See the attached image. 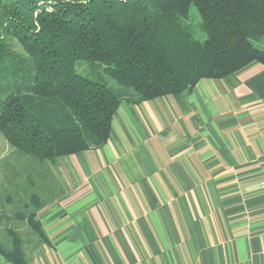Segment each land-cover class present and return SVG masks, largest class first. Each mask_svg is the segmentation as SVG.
Listing matches in <instances>:
<instances>
[{
	"label": "crops",
	"instance_id": "0c3cea01",
	"mask_svg": "<svg viewBox=\"0 0 264 264\" xmlns=\"http://www.w3.org/2000/svg\"><path fill=\"white\" fill-rule=\"evenodd\" d=\"M48 170L28 264H264V66L127 97L103 145Z\"/></svg>",
	"mask_w": 264,
	"mask_h": 264
},
{
	"label": "trees",
	"instance_id": "16d2710c",
	"mask_svg": "<svg viewBox=\"0 0 264 264\" xmlns=\"http://www.w3.org/2000/svg\"><path fill=\"white\" fill-rule=\"evenodd\" d=\"M82 62L120 88L81 76ZM253 63L264 66V0H0V133L29 158L5 197L0 255L28 264L19 228L44 242L48 166L103 145L123 99L189 92Z\"/></svg>",
	"mask_w": 264,
	"mask_h": 264
},
{
	"label": "rangeland",
	"instance_id": "374dc122",
	"mask_svg": "<svg viewBox=\"0 0 264 264\" xmlns=\"http://www.w3.org/2000/svg\"><path fill=\"white\" fill-rule=\"evenodd\" d=\"M191 25L194 28V32L197 34V38L200 41L205 39L203 33H201L199 19L196 14L195 9H191ZM21 52V51H20ZM102 65L99 64H86L84 62L80 63L78 67H76V72L81 76L90 79V80H99L105 82L109 87H111L114 91H116L119 86H117L111 79H109L102 72ZM27 156L18 154L16 150L9 146L3 135L0 133V215H4L11 212V207L5 204V197L7 195H11L12 197L15 195L13 193L12 188L10 187V181L16 179L18 173L22 170L21 167L22 162L26 163ZM21 167V168H20ZM4 222H1V225L5 227Z\"/></svg>",
	"mask_w": 264,
	"mask_h": 264
},
{
	"label": "built area",
	"instance_id": "2783aa9c",
	"mask_svg": "<svg viewBox=\"0 0 264 264\" xmlns=\"http://www.w3.org/2000/svg\"><path fill=\"white\" fill-rule=\"evenodd\" d=\"M262 189H264V183L261 184Z\"/></svg>",
	"mask_w": 264,
	"mask_h": 264
}]
</instances>
